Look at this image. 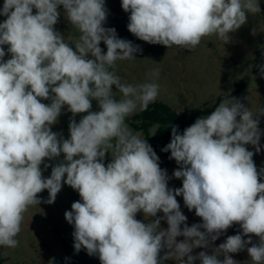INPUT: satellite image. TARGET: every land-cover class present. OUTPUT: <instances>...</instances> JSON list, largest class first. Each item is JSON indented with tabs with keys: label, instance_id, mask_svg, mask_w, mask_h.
<instances>
[{
	"label": "clouds",
	"instance_id": "1",
	"mask_svg": "<svg viewBox=\"0 0 264 264\" xmlns=\"http://www.w3.org/2000/svg\"><path fill=\"white\" fill-rule=\"evenodd\" d=\"M60 6L79 33L75 50L73 37L65 40L54 27ZM121 7L130 13L128 31L139 40L190 51L207 36L229 43L247 14L261 11L258 0H121ZM108 12L105 0H4L0 46H8L11 58L5 61L0 47V247L18 246L24 214L42 202L37 194L47 190L43 202L52 204L66 184L80 196L64 213L74 227V249L98 256L100 264H163L170 258L180 264H238L228 254L245 250L251 264H264V168L257 169L254 152L245 147L261 151L264 132L258 125L264 108L254 114L228 96L182 134L172 126L162 151H170L169 159L179 165L173 177L182 179V187L169 188L171 177L159 157L143 133L127 123L156 102L159 69L149 71L151 82H121L116 62L134 60L142 49L104 26ZM92 100L99 111H91ZM65 107L72 114L67 139L52 131ZM62 153L45 178L41 164ZM106 153L111 154L107 165ZM177 196L202 223L188 226ZM138 212L145 218L163 216L144 223L135 218ZM233 224L242 231L209 254L212 242ZM196 248L205 251L192 255Z\"/></svg>",
	"mask_w": 264,
	"mask_h": 264
},
{
	"label": "rangeland",
	"instance_id": "2",
	"mask_svg": "<svg viewBox=\"0 0 264 264\" xmlns=\"http://www.w3.org/2000/svg\"><path fill=\"white\" fill-rule=\"evenodd\" d=\"M3 4L4 0H0V9L3 8ZM258 4L260 13L247 14V23L235 33L230 34L232 39L229 43L223 44L215 36H207L202 39L195 50L190 51L178 46L166 48L163 45H153L139 40L127 29L130 13L123 11L121 0H105L109 12L104 26L115 28L119 38L132 41L133 44L139 45L142 49L136 54L134 60L117 61L116 74L121 77L122 83L139 84L151 82L148 76L149 71L159 69V77L155 79V82L160 86L156 101L168 104L177 113H191L195 110H201L209 111L211 114L212 108L217 102L220 103L225 97L230 96L239 99L246 107H250V110L255 114L259 109L264 108V77L260 75V66L264 61V0H258ZM35 11L33 9V14ZM59 11L61 15L54 27L65 40L68 36L73 37L71 41L73 45L69 43L75 50L74 44L79 33L67 21L63 6L59 7ZM5 19V16L0 15V23L4 22ZM253 29L257 30L255 35L252 34ZM99 46L104 52L107 51L103 42ZM0 47L4 48L6 55L3 59L7 61L11 58V54L7 52L8 46ZM236 90L238 93L232 96ZM112 91L116 94L114 99L118 101L120 97L115 85L112 86ZM41 102L48 104L50 100H41ZM91 103V111H99L97 101L92 100ZM86 114H77L76 121L79 122L81 117ZM210 114L200 117H206ZM71 116L72 114L65 107L58 117V122L52 125V131L61 133L65 139L69 138ZM259 121L258 127L264 132V115L259 116ZM157 128L158 126L155 125L151 132ZM178 131L182 134L184 130L178 128ZM143 135L145 136L144 133ZM259 143L261 148L259 153L255 152V148L251 144L245 146L249 151L254 152L253 160L258 170L264 168V134L261 135ZM155 153L159 157L160 167L166 169L168 176L171 177L168 187L173 189L182 187V179L173 177V172L179 165L174 159H171L168 164L162 149L155 151ZM61 160H63V153L55 160L45 159L44 164L50 166L45 169L44 164H41L42 175L45 178L50 177L52 166ZM109 162H111V154L106 153L105 165ZM260 182H264V179H261ZM37 195L42 202L39 205L30 206L24 214L21 231L16 237L19 242L18 246L14 249L0 247L2 264H49V261L53 260L54 257L65 260L56 228H60L68 236L73 237L74 227L66 221L64 213L71 210L72 203L80 200V196L78 192L66 184L62 186L52 204L43 202L48 199L47 190ZM176 199L180 204V210L187 217L188 226L194 223H202V219L195 215V210L189 211L184 205L182 196H177ZM160 216H163L162 212H158L157 217L145 218L142 212H138L135 218L141 222L150 223ZM160 227L167 229L166 220H161ZM241 231L238 224H233L216 241L212 242L211 248L207 251L211 254L212 249L218 248L228 236L236 235ZM244 238L247 239V237ZM182 239L183 237H177V241ZM253 242H258V237L253 236ZM166 251L168 250L165 249ZM200 251H205V249H193L191 254L197 255ZM228 255L238 264H251L246 250ZM90 258L93 264H100L98 256H90ZM218 258L223 260L224 254L221 253ZM168 260L174 264H180L174 258ZM194 264H200V261L197 260Z\"/></svg>",
	"mask_w": 264,
	"mask_h": 264
},
{
	"label": "trees",
	"instance_id": "3",
	"mask_svg": "<svg viewBox=\"0 0 264 264\" xmlns=\"http://www.w3.org/2000/svg\"><path fill=\"white\" fill-rule=\"evenodd\" d=\"M237 93L238 90H236L232 96ZM218 105L219 102H217L212 108L213 111L216 107H218ZM207 114H210V112L201 110H195L191 113H177L168 104L156 101L155 103L150 104L146 111L141 113L138 112L133 118H129L127 121L133 129L143 132L147 142L151 145L153 150L157 151L163 149L168 143H170L172 126H178V128L184 130L188 127V125L195 122L201 115ZM155 125L158 126V130L157 133L152 136L150 135L151 130ZM163 153L166 162L169 164L171 161V159H169L171 154L170 151H163ZM56 231L61 242L65 260L54 257V264H93L86 250L81 249L78 253L75 251L73 246L74 237L68 236L60 228H56ZM164 252L165 250L161 252V257L164 256ZM0 264H2V260H0ZM163 264L174 263L167 259L163 261Z\"/></svg>",
	"mask_w": 264,
	"mask_h": 264
},
{
	"label": "water",
	"instance_id": "4",
	"mask_svg": "<svg viewBox=\"0 0 264 264\" xmlns=\"http://www.w3.org/2000/svg\"><path fill=\"white\" fill-rule=\"evenodd\" d=\"M261 66H264V61H263V63H262V65Z\"/></svg>",
	"mask_w": 264,
	"mask_h": 264
}]
</instances>
